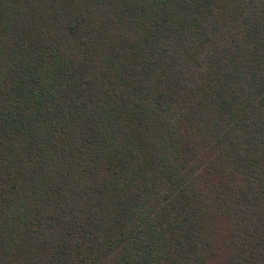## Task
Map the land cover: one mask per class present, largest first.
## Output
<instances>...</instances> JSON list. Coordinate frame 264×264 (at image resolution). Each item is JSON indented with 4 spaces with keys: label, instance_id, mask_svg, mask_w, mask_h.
<instances>
[{
    "label": "trees",
    "instance_id": "16d2710c",
    "mask_svg": "<svg viewBox=\"0 0 264 264\" xmlns=\"http://www.w3.org/2000/svg\"><path fill=\"white\" fill-rule=\"evenodd\" d=\"M0 264H264V0H0Z\"/></svg>",
    "mask_w": 264,
    "mask_h": 264
}]
</instances>
